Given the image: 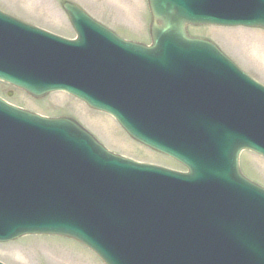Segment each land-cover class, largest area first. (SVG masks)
<instances>
[{"label": "water", "instance_id": "95a60500", "mask_svg": "<svg viewBox=\"0 0 264 264\" xmlns=\"http://www.w3.org/2000/svg\"><path fill=\"white\" fill-rule=\"evenodd\" d=\"M147 2L152 18L151 46L123 40L68 1L62 6L79 36L75 41L59 40L2 12L0 21L24 36L52 39L83 51L89 49L84 44L89 29L103 45L110 44L136 58L143 69L151 64L159 66L161 76H168V67L194 68L200 64L209 76H223L218 82L235 108L215 110L225 106L203 104L206 107L196 113L169 109L153 122V113H147L152 111H144L150 118L146 127L183 131L180 142L163 144L146 137L135 120L125 115L122 118L118 106L107 100L105 91H111L113 84L112 90L123 93L118 76L110 81L96 76L94 95L67 76L61 82L45 81L47 66L40 55L33 54L37 61L30 65L31 79L24 77L27 65L13 63L20 76L0 71V79L36 97L65 88L90 107L112 114L129 135L179 160L188 172L177 173L115 155L70 118L42 117L0 99V122L14 118L28 124L32 135L23 140L24 145L43 149L42 163L28 164L31 175L32 170L40 171L36 177L27 178L12 166L0 170V241L25 233L67 236L90 248L105 264H264V189L246 179L238 168L241 149L264 156V86L241 71L214 43L186 32L189 24L264 29V0ZM34 39L28 42L38 45ZM82 58L88 59L87 55ZM54 60L57 71L61 63L57 56ZM95 65L100 63L95 61ZM165 94L162 90L154 94L136 91L125 101L140 113L141 103L155 106ZM166 185L176 186L173 197L183 196L186 206L194 196L191 186H207L217 192L214 196L202 194L201 202L230 204L221 215L205 207L184 212L182 207L164 203L166 197L157 188Z\"/></svg>", "mask_w": 264, "mask_h": 264}, {"label": "rangeland", "instance_id": "374dc122", "mask_svg": "<svg viewBox=\"0 0 264 264\" xmlns=\"http://www.w3.org/2000/svg\"><path fill=\"white\" fill-rule=\"evenodd\" d=\"M39 0H0V9L23 21L66 36H75L61 2L42 0L51 6L49 12ZM91 17L127 39L149 43L148 26L151 16L146 0H69ZM39 5V6H35ZM31 6H34L33 8ZM42 8V9H41ZM132 12L131 16L127 15ZM54 13V14H53ZM191 35L206 37L231 58L241 69L264 85V30L259 28L216 26H188ZM0 96L9 103L45 117L67 115L75 118L101 143L116 154L133 159L184 170L171 158L135 142L109 115L94 110L66 92H52L35 98L23 90L0 81ZM92 119V120H91ZM109 123L111 138L100 128ZM94 121H96L94 123ZM242 172L264 187V157L243 151L239 157ZM31 255H29V253ZM0 260L6 264H104L87 247L71 238L60 236H22L13 242L0 243Z\"/></svg>", "mask_w": 264, "mask_h": 264}, {"label": "bare ground", "instance_id": "6f19581e", "mask_svg": "<svg viewBox=\"0 0 264 264\" xmlns=\"http://www.w3.org/2000/svg\"><path fill=\"white\" fill-rule=\"evenodd\" d=\"M39 1H42V0H39ZM36 2V4H40V2ZM35 4V3H34ZM35 4V6H39V5H36ZM45 4V2H42V4H40V5H44ZM32 8L34 7V6H31ZM43 9L45 8V9H47L49 12H51V10H53L54 8L53 7H51V6H47V5H44L43 7H42ZM41 8V9H42ZM131 13L132 12H128L127 13V15H129V16H131L132 17V15H131ZM54 14V13H53ZM92 120V119H91ZM97 121H99V122H101V124L102 125H100V128L103 130L102 131V133L105 135V136H107V137H110L111 138V130L110 129H108V128H106V127H108L109 126V123L107 122V123H105L104 121H101V120H99V119H96ZM96 121H94V123H95ZM29 253V252H28ZM29 255H31L30 253H29Z\"/></svg>", "mask_w": 264, "mask_h": 264}]
</instances>
